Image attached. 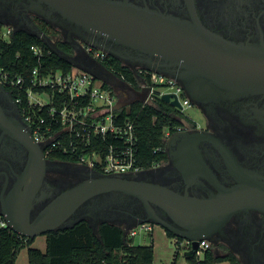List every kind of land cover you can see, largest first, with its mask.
<instances>
[{
  "label": "flooded vegetation",
  "instance_id": "af4514ba",
  "mask_svg": "<svg viewBox=\"0 0 264 264\" xmlns=\"http://www.w3.org/2000/svg\"><path fill=\"white\" fill-rule=\"evenodd\" d=\"M117 1H128L188 21H193L195 14L206 28L231 41H264V0ZM41 20L59 33H45L40 26ZM0 23L32 34L44 32L54 38L57 45L59 40L66 41L71 50L67 53L77 65L82 68L97 66L106 79L116 81L112 73L102 71L99 67L102 63L91 59L85 49L90 44L82 37H93L98 45L91 46L110 56L113 55L104 47L117 52L120 58H116L130 69L161 70L160 73L172 77L183 87L203 120L179 117L181 124L172 133L175 139L168 149L166 141L167 160L128 174L200 198L246 182L264 185V92L235 97L209 92L205 85L208 83L193 77L179 64L87 32L38 0H0ZM76 50L79 51L77 55ZM134 64L137 66L133 67ZM182 82L202 85L200 93L204 101H194ZM39 146L44 148L43 158L37 157ZM51 155L46 153V146L33 137L13 90L0 83V215L6 218L2 212L19 211L29 215L33 222L65 191L94 176L95 170L83 163ZM151 207L150 211L139 198L125 192L102 193L80 205L59 226L68 228L86 220L93 228L103 222L129 227L149 217L174 223L164 207L156 203H151ZM216 238L226 244L223 249L227 251L220 255L234 253L248 264L264 263V211L252 207L238 211L217 232Z\"/></svg>",
  "mask_w": 264,
  "mask_h": 264
},
{
  "label": "water",
  "instance_id": "95a60500",
  "mask_svg": "<svg viewBox=\"0 0 264 264\" xmlns=\"http://www.w3.org/2000/svg\"><path fill=\"white\" fill-rule=\"evenodd\" d=\"M38 1L46 3L87 32L129 46L143 54L179 64L193 77L208 83L205 85L209 92L225 94L228 97L264 92V41L260 43L231 41L206 28L195 14L193 21H188L128 1ZM14 29L20 30L17 26ZM33 34L42 38L52 51L77 65L71 59V55L61 50L44 32ZM82 38L90 45H98L93 37ZM104 49L120 58L117 52L106 47ZM136 66L134 64L133 67ZM99 67L107 70L103 64ZM85 69L103 79L97 66ZM149 70L163 72L153 68ZM182 83L194 101H204L200 93L204 88L202 85ZM171 97L170 93H165L161 99L181 108L179 101L171 100ZM174 136L167 139V149L174 141ZM37 151V157L43 158L44 148L39 146ZM112 191L125 192L139 198L150 211L151 203L168 210L174 223L149 217L140 219L129 227L144 222L164 227L166 231L190 243V248L185 253L187 257L198 254L202 240H209L217 245L219 243L216 238L217 232L221 231L226 222L238 211L251 207L264 211V185L256 182H246L218 194L200 198L188 192H175L166 186L136 178L128 173L104 174L95 170L92 178L65 191L33 222L30 221L29 215H23L19 211L14 213L4 211L2 214L6 215L10 227L16 233L23 237L36 238L50 231L62 229L59 225L80 205L96 195ZM93 229L98 233L99 225Z\"/></svg>",
  "mask_w": 264,
  "mask_h": 264
},
{
  "label": "built area",
  "instance_id": "2783aa9c",
  "mask_svg": "<svg viewBox=\"0 0 264 264\" xmlns=\"http://www.w3.org/2000/svg\"><path fill=\"white\" fill-rule=\"evenodd\" d=\"M14 31L13 26L0 23L4 40L9 41ZM32 49L40 61L44 54L42 47L35 45ZM85 49L91 59L100 63L109 56L91 45ZM1 60L0 53V83L16 92L15 100L22 108L25 123L35 140L46 146L48 155L56 150L74 154L78 157V163L99 169L104 174L135 173L145 169L138 162L135 124L121 115L125 103L120 105L115 89L104 79L78 65L68 70L42 71L40 64L27 78L6 69ZM132 70L137 78L136 87L150 90L149 96L141 99L144 103H154L157 97L170 93L171 100L177 99L181 104L178 109L182 118L190 119L185 111L192 107V102L175 79L143 67ZM121 78L126 80L124 75ZM178 127L166 129V141ZM160 149L156 148L155 152ZM121 227L128 239L132 240L138 232L137 228L152 231L154 223ZM0 229H8L21 238H27L16 233L3 215H0ZM187 243L190 248V243ZM211 244L209 240H202L199 251L211 248Z\"/></svg>",
  "mask_w": 264,
  "mask_h": 264
},
{
  "label": "trees",
  "instance_id": "16d2710c",
  "mask_svg": "<svg viewBox=\"0 0 264 264\" xmlns=\"http://www.w3.org/2000/svg\"><path fill=\"white\" fill-rule=\"evenodd\" d=\"M42 30L48 35L59 32L53 30L49 23L40 21ZM57 38L60 36L57 35ZM38 45L43 49L41 60L34 54L32 47ZM58 47L70 52V44L58 41ZM1 64L13 72L29 78L32 70L41 65L42 71L70 69L73 64L55 53L39 36L26 30H16L6 41L0 33ZM119 78L125 76L126 81L137 85V78L129 67L119 59L108 56L102 63ZM16 96V92L13 91ZM121 115L134 122L138 137V162L144 168L157 162L167 160L165 131L174 130L181 124L178 119L182 114L178 108L157 97L154 103L135 100L121 108ZM161 149L155 152L156 148ZM51 157L77 162L78 157L71 153L56 150ZM100 172L99 169H95ZM171 237L172 232L167 231ZM44 250L33 246L35 238L24 239L8 229H0V264H16L21 251L28 248L29 264H154L155 250L153 245H135L128 239L119 224L103 222L98 233L86 220L72 227L46 233ZM193 264H210L227 261L229 264H241L240 258L234 253L215 254L210 248L203 259L196 256L187 257Z\"/></svg>",
  "mask_w": 264,
  "mask_h": 264
},
{
  "label": "rangeland",
  "instance_id": "374dc122",
  "mask_svg": "<svg viewBox=\"0 0 264 264\" xmlns=\"http://www.w3.org/2000/svg\"><path fill=\"white\" fill-rule=\"evenodd\" d=\"M59 39H63L61 36ZM54 40V38H53ZM79 51L76 50L75 55ZM116 88V87H115ZM120 99V105L132 101L135 96L126 88L125 85H121L116 88ZM186 115L196 121H202L201 112L194 107H190L185 111ZM137 234L132 237L135 245H153L155 250L154 264H190L186 258V251L189 248V244L186 240L180 239L179 237H171L167 234L164 227L154 223V229L152 231H144L137 228ZM224 243V242H223ZM219 242L213 246L214 251L217 254H223L227 250L223 249L225 245ZM33 246L38 247L42 250L46 247V236L40 235L36 237ZM206 249L199 251V256L202 259L205 256ZM243 262L245 260L242 259ZM16 264H29L28 248L21 251Z\"/></svg>",
  "mask_w": 264,
  "mask_h": 264
},
{
  "label": "crops",
  "instance_id": "0c3cea01",
  "mask_svg": "<svg viewBox=\"0 0 264 264\" xmlns=\"http://www.w3.org/2000/svg\"><path fill=\"white\" fill-rule=\"evenodd\" d=\"M103 72L107 73V72H111L109 69H104V68H101ZM109 70V71H108ZM113 73V72H111ZM114 74V73H113ZM114 78L116 79L115 80H109V79H106L105 76H103V79L105 80V82L110 85L112 88L115 89L116 93L118 94L116 88H118L116 85L118 82L121 83L122 85H125L126 88L135 96V98L130 101V102H133L135 100H141V99H145L149 96V93H150V90L149 88H145V89H139L138 87H136V85H133V83L129 82V81H126V80H123L121 77L119 78L117 75L114 74ZM115 84V85H114ZM116 87V88H115ZM129 103V102H128ZM127 103V104H128ZM46 248V247H45ZM210 249V248H209ZM211 249L214 251L213 247H211ZM214 253L217 255V253L214 251ZM187 258V256H186ZM197 258L199 260H201L200 256H199V253L197 254ZM204 258V257H203ZM202 258V259H203ZM188 260V259H187ZM241 260V259H240ZM189 261V260H188ZM190 264H193L189 261ZM210 264H229L227 261H223V262H215V263H210ZM241 264H248L246 261L243 262L241 260ZM261 264H264V263H261Z\"/></svg>",
  "mask_w": 264,
  "mask_h": 264
}]
</instances>
